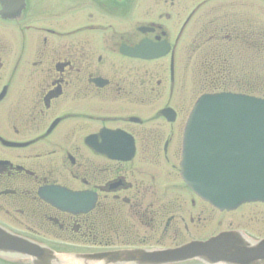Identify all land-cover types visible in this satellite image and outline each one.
<instances>
[{"label":"flooded vegetation","instance_id":"af4514ba","mask_svg":"<svg viewBox=\"0 0 264 264\" xmlns=\"http://www.w3.org/2000/svg\"><path fill=\"white\" fill-rule=\"evenodd\" d=\"M23 1L7 5L21 7L16 18L0 17V226L92 254L236 232L264 256V203L220 210L164 181V164L181 179L198 92L260 87L264 0ZM142 44L144 56L124 51ZM68 192L83 194L82 211L66 207ZM215 218L231 226L194 235Z\"/></svg>","mask_w":264,"mask_h":264},{"label":"water","instance_id":"95a60500","mask_svg":"<svg viewBox=\"0 0 264 264\" xmlns=\"http://www.w3.org/2000/svg\"><path fill=\"white\" fill-rule=\"evenodd\" d=\"M2 14L10 16L8 11ZM182 168L187 184L221 209L264 201V99L231 93L201 97L186 127ZM70 198L67 208L80 211L72 203L78 197ZM235 235L224 233L176 249L57 253L0 227V255L27 259L32 264H174L192 259L240 264L243 259L254 258L255 247ZM235 241L247 243L249 252L242 253V245H231Z\"/></svg>","mask_w":264,"mask_h":264},{"label":"rangeland","instance_id":"374dc122","mask_svg":"<svg viewBox=\"0 0 264 264\" xmlns=\"http://www.w3.org/2000/svg\"><path fill=\"white\" fill-rule=\"evenodd\" d=\"M262 68H264V65H262ZM193 83H194V81H193ZM199 83V82H198ZM197 83V84H198ZM254 83V81H246V84H248V86L247 87H250V89H252V90H255V91H257V90H259V89H261V90H263V92H262V94L261 95H264V79H262V81H261V85H260V87H255V86H251L252 84ZM195 84V83H194ZM199 88H197V90L199 91V89H200V85L198 86ZM199 94H201V92H198V95ZM164 167L165 168H167V170H166V172H165V178H164V181H165V183L166 184H181V185H183V182L181 181V179H179L178 177H177V175L176 176H174V173L172 172V174L173 175H171L170 173H168L169 171H168V166H166L165 164H164ZM179 179V180H178ZM160 182V181H159ZM182 196H184L183 194H182ZM168 198V197H167ZM250 207H252L251 209H253L254 207H255V210H253V212H255V211H259V207L257 206V205H252V206H250ZM230 219H232V220H234V223L233 224H231L230 222L232 221H228V220H226L224 223H225V225L224 226H222V227H220L219 226V223H218V220H217V218H215L214 220H211V221H208V222H206V224H205V226H199L198 228V230H196V232L197 233H195L194 235L195 236H197V237H206V236H208V235H210V234H213V233H216V232H218L219 230H222V229H225V228H228V227H230L231 225H235V226H240L241 225V223L239 222V221H241V219L239 218V215H236L234 218H230ZM205 222V221H204ZM204 222H203V224H204ZM231 225H230V224ZM202 224V225H203ZM72 249H76V248H78L77 246H73V245H71L70 246Z\"/></svg>","mask_w":264,"mask_h":264},{"label":"bare ground","instance_id":"6f19581e","mask_svg":"<svg viewBox=\"0 0 264 264\" xmlns=\"http://www.w3.org/2000/svg\"><path fill=\"white\" fill-rule=\"evenodd\" d=\"M54 251H56L57 253H59L60 251H58V250H55V249H53Z\"/></svg>","mask_w":264,"mask_h":264}]
</instances>
